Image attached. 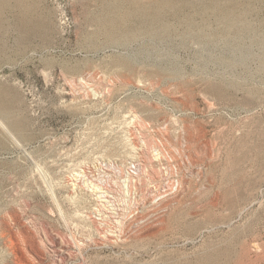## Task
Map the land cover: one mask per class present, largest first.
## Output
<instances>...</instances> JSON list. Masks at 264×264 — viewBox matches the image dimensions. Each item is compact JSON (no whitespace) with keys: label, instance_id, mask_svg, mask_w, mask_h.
I'll return each mask as SVG.
<instances>
[{"label":"rangeland","instance_id":"374dc122","mask_svg":"<svg viewBox=\"0 0 264 264\" xmlns=\"http://www.w3.org/2000/svg\"><path fill=\"white\" fill-rule=\"evenodd\" d=\"M5 1L0 264H264V0L109 31Z\"/></svg>","mask_w":264,"mask_h":264},{"label":"bare ground","instance_id":"6f19581e","mask_svg":"<svg viewBox=\"0 0 264 264\" xmlns=\"http://www.w3.org/2000/svg\"><path fill=\"white\" fill-rule=\"evenodd\" d=\"M34 1V0H32ZM233 1L235 0H100L99 3H100V6H103V11H104V14L101 15V17L99 18V23H98V26L100 28H103L105 29L106 31L108 30L109 31V27H112V28H115V26L117 27L118 25L119 26H125V25H129V24H139V25H143V27L145 26L146 28L147 27H150L152 26L154 23H161L162 22V26H163V23L164 24H167L169 21V19H172V20H178V22L180 20H183L186 19V18H183L182 17V13H184L183 11L187 10V9H195V8H198V7H205V8H209V7H213V8H216V9H221V10H224V9H228L229 6L232 5ZM238 1V0H236ZM9 1L6 0L5 2H2V5L3 4H7ZM38 3V2H37ZM18 4L21 5V6H26V0H18ZM31 4H34V2H32ZM35 5V4H34ZM20 6V7H21ZM35 8V7H34ZM40 8V7H39ZM232 8V7H231ZM230 8V9H231ZM25 9V8H24ZM23 9V10H24ZM201 9V8H200ZM210 9V8H209ZM208 9V10H209ZM102 10V9H101ZM196 10V9H195ZM205 10V9H204ZM214 10V9H213ZM229 10V9H228ZM232 10V9H231ZM193 11V10H192ZM191 11V12H192ZM201 11V10H200ZM226 11V10H225ZM224 11V13H225ZM205 11H203V14ZM209 12V11H208ZM219 12V10L217 11ZM223 12V11H221ZM25 13V12H24ZM26 13H28L26 11ZM188 13V12H187ZM207 13V12H206ZM212 13V12H211ZM223 13V14H224ZM226 13L228 14V12L226 11ZM98 14V13H97ZM96 14V15H97ZM199 14V13H198ZM189 15H191L189 13ZM193 15V14H192ZM201 15V14H200ZM208 15V14H207ZM220 15V14H219ZM218 15V16H219ZM187 17V15H184ZM194 16V15H193ZM193 16H190L191 19H193ZM214 16V15H213ZM232 16V15H231ZM230 16V17H231ZM98 17V16H97ZM96 17V18H97ZM203 17V16H201ZM210 17H212L210 15ZM189 18V17H188ZM204 18V17H203ZM202 18V19H203ZM208 18V17H207ZM215 18V17H214ZM219 18H225V17H220ZM229 18V17H227ZM96 20V19H95ZM205 20H207L205 18ZM203 20V21H205ZM216 20V19H215ZM213 20V21H215ZM220 20V19H219ZM219 20H217L219 23H221ZM228 20V19H227ZM29 21V19H28ZM193 20H189L190 23H192ZM212 21V20H211ZM226 21V19H225ZM45 24L42 25L40 24V29L44 32H47V35L45 36V34H43V36L46 38L49 33H50V28H51V25L49 23H46V21H44ZM96 22V21H95ZM171 22V21H169ZM182 22V21H181ZM180 22V23H181ZM194 22V21H193ZM208 22V21H206ZM95 23V24H97ZM172 23V22H171ZM183 23V22H182ZM181 23V24H182ZM188 23V22H187ZM204 23V22H203ZM215 23V22H214ZM225 23V22H224ZM232 23V20L231 22ZM158 24V23H157ZM196 24V23H195ZM211 24V23H210ZM216 24V23H215ZM229 23L225 24L227 27ZM130 25V26H131ZM172 25V24H171ZM183 25V24H182ZM181 25V26H182ZM184 25L185 22H184ZM183 25V26H184ZM189 25V24H187ZM186 25V26H187ZM198 25V24H196ZM180 26V25H179ZM218 26H220L218 24ZM234 26V25H233ZM132 27V26H131ZM134 27V26H133ZM136 27V26H135ZM156 27V26H155ZM158 27V25H157ZM165 27V26H164ZM188 27V26H187ZM193 27V26H192ZM26 28V27H25ZM38 28H39V25H38ZM138 28V27H136ZM151 28V27H150ZM153 28V27H152ZM158 28H161V27H158ZM167 28V27H166ZM174 28V26H173ZM190 28V27H189ZM222 28V26H221ZM228 28V27H227ZM226 28V29H227ZM232 28V27H230ZM36 29H37V26H36ZM123 29H126V28H123ZM122 29V30H123ZM135 29V28H134ZM141 29V28H140ZM148 29V28H147ZM154 29V28H153ZM152 29V30H153ZM164 29V28H163ZM162 29V30H163ZM229 29V28H228ZM32 31V29H29V31ZM100 30V29H98ZM117 30V29H116ZM121 30V28H120ZM132 30V29H130ZM143 30V29H141ZM151 30V29H149ZM156 30V29H155ZM153 30V32L155 31ZM161 30V31H162ZM166 30V29H165ZM174 30V29H173ZM221 30V29H220ZM232 30V29H230ZM112 31V30H110ZM145 31V30H144ZM169 31H171L169 29ZM218 31V29L215 31V33ZM97 32V31H96ZM114 32V30H113ZM116 32V31H115ZM119 32H122V31H119ZM131 32V31H130ZM135 32V31H134ZM151 32V31H150ZM158 31H155V33H157ZM163 32V31H162ZM161 32V33H162ZM178 32V31H176ZM180 32V31H179ZM182 32V31H181ZM213 32V31H212ZM230 32V31H229ZM94 32H92L93 34ZM98 33V32H97ZM104 33V32H103ZM109 33V32H108ZM138 33V31H137ZM142 33V32H141ZM155 33L153 35H155ZM168 33V32H167ZM232 33V32H231ZM90 34V33H89ZM102 35V33H100ZM132 34H136V33H132ZM146 34V33H145ZM166 34V33H165ZM164 34V35H165ZM181 34V33H180ZM226 34H230V33H226ZM116 35V34H115ZM142 35V34H140ZM150 35V34H149ZM159 35V34H158ZM168 35H170L168 33ZM177 35V34H176ZM204 35V34H202ZM207 35V34H206ZM90 36V35H89ZM98 36V35H97ZM214 36V35H213ZM44 38V39H45ZM48 41V40H47ZM48 43V42H47ZM230 75V74H229ZM232 79V78H231ZM225 80V79H224ZM233 81V80H231ZM230 81V82H231ZM216 82V81H214ZM226 82V81H225ZM225 82H224V85H225ZM235 83V82H234ZM241 83V82H240ZM213 84V83H212ZM227 84V83H226ZM229 84L228 83V89H229ZM242 84V83H241ZM215 85V84H214ZM218 85V83H217ZM223 85V86H224ZM234 85V84H233ZM244 85V84H243ZM213 86V85H211ZM216 86V85H215ZM220 86V85H219ZM210 87V85H209ZM214 87V86H213ZM212 89L214 90L215 88ZM221 87V86H220ZM233 87V86H232ZM235 88V86H234ZM238 88V87H237ZM246 88V87H245ZM249 88V87H248ZM222 89V88H221ZM250 89V88H249ZM255 89V88H254ZM224 90V89H223ZM244 90V88H243ZM257 89H255L256 91ZM218 91V90H217ZM232 91V90H231ZM239 91V90H237ZM247 91H250V90H247ZM247 91H245L247 93ZM214 92V91H213ZM236 92V91H235ZM217 93H221V92H217ZM251 93V91L249 92V94ZM234 96V95H233ZM234 98V97H233ZM241 151V150H240ZM243 153V152H242ZM243 156V155H242ZM241 158V157H240ZM90 167V166H89ZM82 168V167H81ZM98 188V187H97ZM133 188V187H132ZM172 192V191H171ZM212 202V201H211ZM215 204L218 203L217 199L214 200ZM214 204V205H215Z\"/></svg>","mask_w":264,"mask_h":264}]
</instances>
